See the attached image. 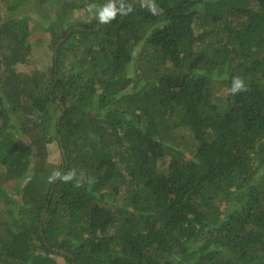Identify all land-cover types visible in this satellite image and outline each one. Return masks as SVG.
Here are the masks:
<instances>
[{"label": "trees", "instance_id": "trees-1", "mask_svg": "<svg viewBox=\"0 0 264 264\" xmlns=\"http://www.w3.org/2000/svg\"><path fill=\"white\" fill-rule=\"evenodd\" d=\"M108 2L0 0V264H264V0Z\"/></svg>", "mask_w": 264, "mask_h": 264}, {"label": "rangeland", "instance_id": "rangeland-1", "mask_svg": "<svg viewBox=\"0 0 264 264\" xmlns=\"http://www.w3.org/2000/svg\"><path fill=\"white\" fill-rule=\"evenodd\" d=\"M26 8L27 10L33 9L32 6H29ZM46 9L48 10H40V11H37V13L32 12L33 13L32 16L35 17L34 18L35 20H37V24L35 20L32 21L34 25V28H33L34 30L30 37V39L34 41V43H32L34 45V49L30 56V62L24 66L21 65L24 68L23 70L27 72L32 71L33 69H36V68H44V66L50 64L51 59L53 58L52 54L47 53L48 46L46 42L51 37L49 33L44 30V28H46V26L49 27L52 24V22H54V19L56 18V15L58 12V6L57 4L53 3L51 4V7L48 6L46 7ZM48 12L49 13L51 12L50 18H49ZM84 12H80V11L76 12L73 18L84 17L85 16ZM86 18H88V15L86 16ZM71 20H74V19H71ZM40 39H42L43 42H41ZM49 159L54 164L62 162L61 155H60L58 145L56 142L52 143L50 146ZM32 178L37 181L40 180V181L46 182L47 185L51 183V176L48 177L46 175L40 176L39 174L38 175L34 174Z\"/></svg>", "mask_w": 264, "mask_h": 264}, {"label": "clouds", "instance_id": "clouds-1", "mask_svg": "<svg viewBox=\"0 0 264 264\" xmlns=\"http://www.w3.org/2000/svg\"><path fill=\"white\" fill-rule=\"evenodd\" d=\"M92 7L93 6H91V5L88 6L89 11H91ZM141 7L150 8L151 11L153 12V14H155L157 11V5L154 3V0H148L147 3H145L144 0H141ZM131 11H132L131 6L126 7L124 5V3L122 2V0H121L119 8L116 7V0H109V2L101 10H99L98 18H99V21L101 24H105V23H109L111 20L115 19L118 13L121 15H127ZM29 62H30V60H29ZM36 69H38V68H36ZM36 69H33L32 71H34ZM32 71H28V72L30 73ZM245 91H247V86L244 83V80L239 76L233 77L231 87L228 89V93L231 95H236L237 93L245 92ZM72 178H73V173H69L68 175H65L63 177V179L65 181H69ZM76 186L79 187L80 184L77 183Z\"/></svg>", "mask_w": 264, "mask_h": 264}, {"label": "water", "instance_id": "water-1", "mask_svg": "<svg viewBox=\"0 0 264 264\" xmlns=\"http://www.w3.org/2000/svg\"><path fill=\"white\" fill-rule=\"evenodd\" d=\"M61 145L63 146L62 143H61ZM63 153H64V154L66 153L65 149H63ZM67 165H68V163H67ZM62 176H63V174H60V175L55 179L53 185H55V184L59 181V179H60ZM45 213H46V211H45V212L43 213V215H42V220H43V217H44ZM41 229H43V227H42V223H41Z\"/></svg>", "mask_w": 264, "mask_h": 264}]
</instances>
